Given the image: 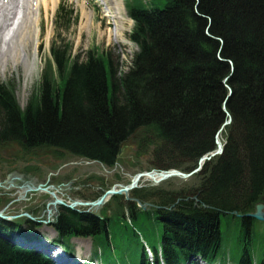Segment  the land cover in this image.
Listing matches in <instances>:
<instances>
[{"label":"trees","instance_id":"16d2710c","mask_svg":"<svg viewBox=\"0 0 264 264\" xmlns=\"http://www.w3.org/2000/svg\"><path fill=\"white\" fill-rule=\"evenodd\" d=\"M125 1L139 46L129 73L118 78L110 58L92 52L81 61L80 55L54 50L56 70L48 64L40 92L24 109L12 88L0 85V151L14 149L31 158L65 153L112 168L120 146L130 143L138 158L151 156L157 170L190 173L216 150V135L228 120L225 106L232 123L222 135L224 153L195 175L196 190L139 189L133 197L161 198L158 204L167 210L144 212L115 197L103 221L65 210L56 228L66 238L93 237L106 246L109 238L140 242L144 234L165 264H189L193 255L211 263L222 254L235 219L241 264H253L252 249L260 240L256 222L232 213H251L264 197V0ZM227 78L233 93L225 104ZM127 212L132 232L121 231L129 230ZM10 229L0 223V233L12 235ZM259 246L263 251L264 240ZM0 264L54 262L0 237ZM140 264H149L145 256Z\"/></svg>","mask_w":264,"mask_h":264},{"label":"rangeland","instance_id":"374dc122","mask_svg":"<svg viewBox=\"0 0 264 264\" xmlns=\"http://www.w3.org/2000/svg\"><path fill=\"white\" fill-rule=\"evenodd\" d=\"M16 1L22 9H18V19L13 24V28L17 27L18 22L26 21V13L23 9L26 0ZM34 4L32 9L37 11L35 19L38 20L41 17L39 27H35L37 33H40V37L39 40L31 41L27 47L31 58L30 66L27 69L24 63H20L17 67L10 64L5 73H3L2 67L0 69V85L12 88L21 108L27 107L33 94L40 92L42 74L49 62L51 64L53 50L68 51L71 57H77L79 54L82 57L81 61L85 59V54L88 51L95 50L99 55L104 54L110 58L118 78L129 73L139 48L130 37L134 29V22L129 18L125 3H121L122 15L111 11L110 4L105 7L104 1L101 0H56L48 12L43 0L34 2ZM39 8L42 9L39 10ZM71 11L73 13H70ZM111 13L121 17L115 25L108 23L110 18H107V15ZM198 15L200 14L198 13ZM11 32V28L4 32L3 50L7 48L5 42L11 38L8 36ZM33 62H35L34 65ZM50 66L48 68L56 70L52 64ZM220 139L223 142L222 137ZM38 154L36 158H31L16 153L14 149L0 151V212H3L5 216L12 217L29 213L38 219L44 217L46 219V210L51 209L53 210V216L50 218L52 221L61 212V207L47 208L49 203L54 202L49 193L53 192L68 204L75 201H93L106 189L127 185L137 174L156 170L151 156L138 158L131 149L124 151L121 161L113 168L87 159H76L65 153L62 157L43 152H38ZM27 184L35 188L41 186L46 191L25 193L23 188ZM198 186H200V180L193 176L185 180L172 178L159 184H153L150 180L143 179L139 184V189L153 188L152 191L156 193L160 191L187 193L196 190ZM163 199L165 200V197ZM153 200L158 201L161 198L154 197ZM113 203L115 204V202ZM113 203H108L103 209L106 208L109 211L115 206ZM123 203L124 205L129 203L125 197ZM108 211L107 214H109ZM125 224L128 225L129 230L123 227L122 232L134 230L135 226L132 222L125 221ZM26 226L27 224H24V227ZM257 226L261 233L259 237H262L263 241L264 223H257ZM53 229L52 226L44 225L34 227V231L48 237L49 241H55L58 238ZM121 231L120 233H122ZM223 231L225 232V230ZM228 232L231 233V236L225 235L227 239L225 247L227 259L231 262L227 261V264H239L240 252L236 246L235 233L234 231ZM150 233H153V230ZM160 234L161 231L156 232V241L154 242L156 245L160 243ZM142 237L146 241L147 238L149 239L144 234ZM125 239L127 240V238ZM150 239H155V237L151 236ZM125 242L124 240L121 243L119 238L115 237L112 243L114 249L101 243V256H103L105 264H110L114 261L113 259L118 260L120 264H133V252L129 248L131 246L141 251L140 242L137 239L131 243L126 242L127 245ZM259 242L256 240L257 247ZM71 244L73 246L72 254L75 255L79 264L87 262L94 256L95 243L92 238L75 239L71 241ZM139 253L136 252L134 255L136 259H138ZM261 255L262 251L257 254L258 262Z\"/></svg>","mask_w":264,"mask_h":264},{"label":"bare ground","instance_id":"6f19581e","mask_svg":"<svg viewBox=\"0 0 264 264\" xmlns=\"http://www.w3.org/2000/svg\"><path fill=\"white\" fill-rule=\"evenodd\" d=\"M38 1L39 0H26V4L23 7L26 13V21L23 20L18 22L17 27L13 28V24L18 19V9H22V7L18 5L16 0H11L8 3L1 2L0 0V69L1 67L3 68V73L6 72V69L10 66V64L17 67L20 63H24L27 69L30 66L31 58L28 54L27 47L31 41L39 40L40 37V33H37V29L35 30V27L40 24L41 17L39 15L40 18L38 20L35 19L37 11L32 9L35 5L34 2ZM55 2L56 0H43V3L47 8V12L50 6H54ZM40 9L42 8H39V10ZM10 28L12 29V32L8 36H11V38L5 42V47L7 48L3 50L2 44L4 43V32ZM32 64L34 65L35 62ZM163 221H166V219H163Z\"/></svg>","mask_w":264,"mask_h":264},{"label":"water","instance_id":"95a60500","mask_svg":"<svg viewBox=\"0 0 264 264\" xmlns=\"http://www.w3.org/2000/svg\"><path fill=\"white\" fill-rule=\"evenodd\" d=\"M231 67H232V71H234V65L233 64L231 65ZM232 93L233 92L231 90L230 96L227 98V100L232 96ZM225 112H226L227 116L229 117V120H228V122H226L224 124L223 128L232 122V118H231L230 114L226 111V109H225ZM222 129L220 130V132L217 134V137H216L217 150L215 152L211 153L210 155L204 156L199 161L198 168L195 169L193 172H191L189 174L182 173V172H180L178 170H172V171H167V172H156V171H153V172H150V173H140V174H138L137 176H135L133 178V180H132V182H131V184L129 186L121 187L118 190L116 189V187H114L111 190L107 191L104 194V196L100 200H98L97 202L85 203V204H83V203H74L72 205H66L64 202H62L60 200H57L56 204H59V205L64 206V207H67L69 209H74L77 206H86V207H90V208H99V207L103 206L110 198H112L114 196H118V195H125L128 200L140 203L138 200L129 199V195H130V192L132 190H134V189H136L138 187V184H139V182H140V180L142 178L148 177V178H150L152 180V182L154 184H158V183H160L162 181H165V180H168V179L174 178V177L181 178V179H188V178L192 177L193 175L199 173L203 169V166H204V164L206 162H209L213 158H216L217 156L222 155L223 152H224V146L222 145V143L220 142V139H219V134L222 132ZM123 151H124V147L122 146L120 148V151H119V157L122 155ZM0 218H3L5 220H7V218L3 217V215L1 213H0ZM243 218H250V219H254V220L260 221V222H264V204H258L256 206L255 213L245 215V216H243Z\"/></svg>","mask_w":264,"mask_h":264},{"label":"flooded vegetation","instance_id":"af4514ba","mask_svg":"<svg viewBox=\"0 0 264 264\" xmlns=\"http://www.w3.org/2000/svg\"><path fill=\"white\" fill-rule=\"evenodd\" d=\"M47 208H48V206H47Z\"/></svg>","mask_w":264,"mask_h":264}]
</instances>
